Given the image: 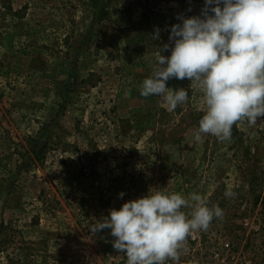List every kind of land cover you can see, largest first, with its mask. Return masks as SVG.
<instances>
[{"label": "rangeland", "instance_id": "rangeland-1", "mask_svg": "<svg viewBox=\"0 0 264 264\" xmlns=\"http://www.w3.org/2000/svg\"><path fill=\"white\" fill-rule=\"evenodd\" d=\"M204 3L0 0V264H126L90 227L151 188L224 210L165 264H264V117L196 142L195 83L167 82L189 91L171 111L140 94L170 26Z\"/></svg>", "mask_w": 264, "mask_h": 264}, {"label": "clouds", "instance_id": "clouds-1", "mask_svg": "<svg viewBox=\"0 0 264 264\" xmlns=\"http://www.w3.org/2000/svg\"><path fill=\"white\" fill-rule=\"evenodd\" d=\"M178 20L170 26V42L161 48L171 54L158 55L140 94L158 96L171 111L189 99V91L167 82L175 77L195 83L206 106L196 142L209 133L228 140L241 121L256 125L264 117V0H205L199 15H178ZM152 38L160 39L158 27ZM225 195L235 193L227 190ZM223 211L219 205L209 207L197 192L186 196L151 188L147 195L109 209L90 230L111 229L113 247L124 253L126 264H165L169 258L178 261L187 238L207 230Z\"/></svg>", "mask_w": 264, "mask_h": 264}, {"label": "trees", "instance_id": "trees-1", "mask_svg": "<svg viewBox=\"0 0 264 264\" xmlns=\"http://www.w3.org/2000/svg\"><path fill=\"white\" fill-rule=\"evenodd\" d=\"M93 1V3H94V6H96V4H97V0H92Z\"/></svg>", "mask_w": 264, "mask_h": 264}]
</instances>
